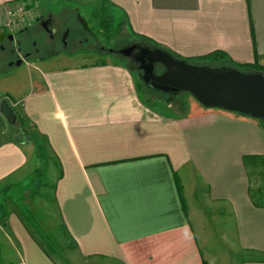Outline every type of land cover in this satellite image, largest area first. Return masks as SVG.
Instances as JSON below:
<instances>
[{"label": "crops", "instance_id": "0c3cea01", "mask_svg": "<svg viewBox=\"0 0 264 264\" xmlns=\"http://www.w3.org/2000/svg\"><path fill=\"white\" fill-rule=\"evenodd\" d=\"M24 1L0 0V41L18 48L0 71L11 79L0 103L23 119L10 124L0 111V264H58L49 248L65 264H207V214L230 221L240 264H264V206L250 199L243 166L264 156L259 122L148 103L134 74L106 58L65 67L59 52L24 58L20 35L35 20L47 34L54 25L42 5L24 13ZM107 3L133 36L182 59L222 51L264 68V0Z\"/></svg>", "mask_w": 264, "mask_h": 264}, {"label": "rangeland", "instance_id": "374dc122", "mask_svg": "<svg viewBox=\"0 0 264 264\" xmlns=\"http://www.w3.org/2000/svg\"><path fill=\"white\" fill-rule=\"evenodd\" d=\"M24 3V13H27L29 8L39 10L42 5V13L45 11L43 16L47 18L50 14L51 20L57 28L55 35L47 34L41 29L40 23L35 20L29 32L19 37L24 51L32 53L38 51L37 53L40 55H53V53L59 52L57 54L59 55L57 61L60 66L64 67L73 66L75 64L93 63L96 60H103L106 58L110 62L121 64L134 74L139 95L141 99L148 103L156 101L163 104H171L169 110L177 114L185 110V102L189 104L197 103L185 92H165L150 88L143 81L141 77L142 73L139 69L133 68L124 55L116 53L117 51L124 50L125 48L127 49V47L129 48L133 45V47L157 48L148 41L133 36L127 30L126 21L124 17L121 16L122 14L120 12L118 13L112 10L111 7L100 4L98 0H45L43 2L41 0H26ZM102 9H104V13H102ZM106 13L110 14L113 19L109 34L102 30L100 18H93L96 15L102 16ZM118 23H122L120 28H117ZM17 49L18 48L14 47L13 43L8 40L0 41V71H10L9 67H7V61L8 58H13L12 54L14 51H17ZM98 49L112 52L106 55L105 53L98 52ZM187 64L199 66L213 72L232 69L227 61L219 63L192 61ZM160 67L164 71L161 65H157L154 70L160 71ZM13 69L14 67L12 70ZM5 87L6 89H4ZM10 88L11 79L7 80L5 78H0V93L1 90L4 89L9 91ZM34 190L35 189H33V191ZM205 212L211 214L209 210ZM207 215L206 220L200 221L203 225H208L210 228L209 230L213 231L210 244L206 242V245H208H204L202 249V251L205 252L207 264H240L241 256L233 245L234 231L232 230L230 221L226 219H215L213 217L214 214L211 216ZM217 225L219 226L218 228ZM197 228L198 227L193 226L195 234L199 233V231L197 233ZM36 232H34L37 236L36 238L41 243L51 244L56 242V235H51L50 237H52V239H49L48 237H43L42 231ZM198 238H200L199 235L197 236V239ZM208 238L210 237L208 236ZM200 244L202 245L203 243L201 242ZM208 249L209 252L207 251ZM48 252L57 260L58 264H65L63 258L60 257L58 252L54 251V248H49ZM80 264L82 263L80 262Z\"/></svg>", "mask_w": 264, "mask_h": 264}, {"label": "water", "instance_id": "95a60500", "mask_svg": "<svg viewBox=\"0 0 264 264\" xmlns=\"http://www.w3.org/2000/svg\"><path fill=\"white\" fill-rule=\"evenodd\" d=\"M125 56L144 64L143 81L155 90L185 92L206 109H220L264 122L263 74L237 69L213 72L179 61L159 48L133 47ZM20 63L17 61L16 65ZM155 65L164 68L158 76L153 75ZM0 111L10 124L15 123L16 116L6 101L0 103Z\"/></svg>", "mask_w": 264, "mask_h": 264}, {"label": "trees", "instance_id": "16d2710c", "mask_svg": "<svg viewBox=\"0 0 264 264\" xmlns=\"http://www.w3.org/2000/svg\"><path fill=\"white\" fill-rule=\"evenodd\" d=\"M100 4L107 5V0H98ZM102 13H104V9H102ZM94 19L100 18V26L102 30L109 34L111 31V26L113 24V19L111 18L110 14L105 15H96L93 17ZM122 23H118L117 28H120ZM152 43V42H151ZM153 46L166 51L164 48L160 47L159 45ZM168 52V51H166ZM173 58L183 61L185 63H189L192 61H200V62H209V63H219L223 61L229 62L232 69L240 70L241 72H256V73H262L264 75V68L259 66L256 62L253 64H240L233 62L230 60L227 55L222 51H213L211 53H208L203 56L195 57L192 59H182L181 57L175 55L174 53L168 52ZM215 72H222V70L215 71ZM3 101V100H2ZM15 116H17V123L22 126L23 119L20 118V115L15 113ZM259 124L264 128V122L258 121ZM22 133H24V130L22 129ZM18 139H13V142L17 143ZM243 166L247 174L248 178V185H249V197L252 200L253 204L255 206H264V156H246L243 157ZM178 183V182H177ZM179 196L180 199L184 200L183 198V189L179 185L178 186ZM48 254V253H47ZM264 261V258L261 260V262ZM205 264V263H204Z\"/></svg>", "mask_w": 264, "mask_h": 264}, {"label": "flooded vegetation", "instance_id": "af4514ba", "mask_svg": "<svg viewBox=\"0 0 264 264\" xmlns=\"http://www.w3.org/2000/svg\"><path fill=\"white\" fill-rule=\"evenodd\" d=\"M50 31H51V33L52 34H56V32H57V28H56V25H53V27H50ZM134 46V45H133ZM133 46H130L129 48L127 47V49L125 48L124 50L122 49V50H120V51H117L116 53H118V54H121V55H126V53L129 51V50H131L132 48H133ZM38 52V51H37ZM36 52V53H37ZM108 52H112V51H108ZM33 54L32 52H27V51H24L23 52V57L24 58H26V56H29V54ZM114 54V53H113ZM126 57V56H125ZM23 58V59H24ZM127 59H128V61L131 63V66L133 67V68H137V69H139V71L142 73V79H143V76H144V70H143V66H144V64H141L140 62H136L135 60H134V58L133 57H126ZM155 67H157V65H155ZM161 68V67H160ZM156 69V68H155ZM155 71H157V70H154V72H153V75L154 76H158V75H160L162 72H163V70H162V68L160 69V71H157V72H155ZM150 88H152L149 84H147ZM153 89V88H152Z\"/></svg>", "mask_w": 264, "mask_h": 264}]
</instances>
